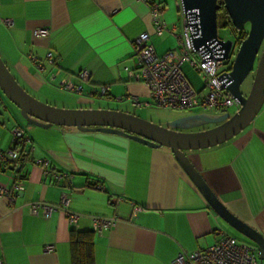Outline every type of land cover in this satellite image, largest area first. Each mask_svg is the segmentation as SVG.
Returning <instances> with one entry per match:
<instances>
[{
	"label": "crops",
	"instance_id": "obj_1",
	"mask_svg": "<svg viewBox=\"0 0 264 264\" xmlns=\"http://www.w3.org/2000/svg\"><path fill=\"white\" fill-rule=\"evenodd\" d=\"M154 1L164 6L162 18L170 27L169 0ZM43 28L50 30V37L34 35ZM152 31L150 12L137 0H0V55L8 68L27 91L70 108L100 101L128 113L127 108L154 107L148 87L125 71L136 65L133 41ZM152 43L160 56L178 47L171 34L152 36ZM48 53L57 67L45 61ZM81 72L91 76L90 83H82V93L57 88L62 80L80 84ZM53 73L58 75L56 84L48 81ZM100 86L109 87L105 99L91 95ZM58 93L72 99L63 95V101ZM130 97L151 105L134 108ZM183 116L188 115L178 118ZM18 126L32 140L26 146L31 162L24 166L23 194L14 203L0 200L4 264H72L74 230L94 233V264H172L183 250H206L224 235L258 248L216 214L169 148L153 149L76 128L36 127L0 95V151L14 148L12 131ZM187 154L226 209L264 238V106L232 140ZM38 162L48 163L60 178L46 176ZM12 167L6 163L0 170V186L12 187ZM62 195L70 198L71 210L82 215L76 226H70L63 212L49 219L31 215L30 204L57 205ZM134 206L142 208L135 217ZM93 217L120 221L100 236L94 232ZM48 246L55 251L47 252Z\"/></svg>",
	"mask_w": 264,
	"mask_h": 264
},
{
	"label": "water",
	"instance_id": "obj_2",
	"mask_svg": "<svg viewBox=\"0 0 264 264\" xmlns=\"http://www.w3.org/2000/svg\"><path fill=\"white\" fill-rule=\"evenodd\" d=\"M185 13L199 20V31L193 39L196 50L208 43H219L228 59L235 47L232 40L219 37L218 11L224 8L233 28L247 37L241 42L232 64L227 91L239 105L235 114H193L168 122L165 126L135 114L111 109H65L51 106L26 91L0 56V91L30 125L49 129L53 126L76 128L80 132L105 133L124 137L153 149L169 148L192 183L211 208L240 234L259 248L264 260V238L244 224L218 200L188 157V152L224 144L246 130L264 106V0H181ZM255 74L251 91L245 95L242 86Z\"/></svg>",
	"mask_w": 264,
	"mask_h": 264
},
{
	"label": "built area",
	"instance_id": "obj_3",
	"mask_svg": "<svg viewBox=\"0 0 264 264\" xmlns=\"http://www.w3.org/2000/svg\"><path fill=\"white\" fill-rule=\"evenodd\" d=\"M137 1L144 4L149 10L153 31L152 33L145 32L133 41L136 65L134 69L125 68V71L131 80L143 83L148 87L152 105L178 112L200 110L201 113L212 115L230 113L231 109H235L237 112L239 105L226 89L232 71V59L235 56L236 46L228 59H224L225 51L217 42L208 43L196 50L193 39L199 31L196 27L199 26V20L185 13L181 0L177 7L182 17L183 33L179 36L175 34L177 26L169 27L164 22L162 18L164 6L162 4L154 0ZM4 24L8 27L12 26L10 20H5ZM237 33V42H239L241 32ZM165 34L173 35L178 41V47L160 56L152 43V36L162 37ZM34 35L38 38H48L51 32L49 29L43 28L36 30ZM32 61L38 64L36 58H32ZM45 61L52 67L58 66L52 53L47 54ZM186 64L202 77L204 84L201 90H196L183 73V66ZM38 66L41 67V64ZM57 76V73H53L48 80L49 83L56 84ZM77 78L81 82L78 85L62 80L56 86L62 91L80 94L83 91L82 83H90L91 76L86 72H81ZM108 93V86H100L93 89L91 95L95 99H105L108 97ZM128 100L137 109L151 105L141 102L138 97H130ZM12 134L14 148L7 152L0 151V170L6 163H15L12 187L0 186V200L6 199L10 203H14L25 190L23 177L19 171L31 162L30 152L23 153V150L32 143L26 131L19 126L13 129ZM38 164L43 166L46 176L60 178L61 175L50 168L48 163L38 162ZM99 188L105 191L102 186ZM56 212H63L70 226H76L82 218L81 214L71 210V200L67 195H62L57 205L44 202L30 204L32 216L49 219ZM140 212H142V208L134 206L133 216H137ZM119 221L117 217H93L94 232L102 236L105 230L111 229ZM46 251L54 252L55 247L48 246ZM259 257L260 253L257 247L240 243L235 238L224 235L217 244L206 250L191 253L183 250L172 264H261ZM0 264H4L2 259H0Z\"/></svg>",
	"mask_w": 264,
	"mask_h": 264
},
{
	"label": "rangeland",
	"instance_id": "obj_4",
	"mask_svg": "<svg viewBox=\"0 0 264 264\" xmlns=\"http://www.w3.org/2000/svg\"><path fill=\"white\" fill-rule=\"evenodd\" d=\"M178 2H179V0H169L168 5H166L167 19L169 18L168 20H169V22H171L170 27H172L174 25L177 26V31L175 33L177 36H179L183 33L182 17H181V13L178 11V7H177ZM248 31H249V26H247V28L243 32L248 34ZM218 33H219V37L221 39L232 40L235 42V46H236L235 54H236V52L238 51V48L240 46V42H237V35H238L237 31L231 27L220 26ZM177 43H178V41H177ZM1 58H2V56H1ZM234 58H235V56H234ZM234 58L232 59L233 61H234ZM3 61H4V59H3ZM183 73L187 77L188 81L192 84V86L196 88V90L202 89L203 84H204L202 77L196 71H194L192 68H190V66L188 64H186L183 67ZM254 77H255V74L251 73L250 76L245 81V83L243 84L242 91L245 95H248L250 93L252 85H253ZM29 94H31L33 97L40 100L41 102H44L46 104H49L51 106H55L58 108H65V109H80L81 108L80 106H77L78 108H70V105L66 106L65 104H59L58 105L52 101L48 102V100H45V99L41 98L40 96H37L36 94H32L31 92H29ZM0 95L3 96L7 100V102L13 106V104L11 102H9V100L2 94L1 91H0ZM63 95L61 93H58L56 95V97L61 98L63 101L66 100L65 97H67L68 99H72L67 94L64 95L65 97ZM88 108H92V109H107V108H109L110 109V108H122V107L112 106V104H106L103 101H100V102H94L93 104L88 105L87 107H84L83 109H88ZM127 109L130 111V113H136L139 117H141L145 120L151 121L155 124L162 125V126H165L168 122L178 118L181 115H193V114L201 113L200 110H195V111H190V112H185V111L178 112V111H173V110H165V109H162V108H159L156 106L151 107V108H147V109H141V110H135V109H129V108H127ZM235 112H236L235 109L230 110V113L232 115L235 114Z\"/></svg>",
	"mask_w": 264,
	"mask_h": 264
},
{
	"label": "trees",
	"instance_id": "obj_5",
	"mask_svg": "<svg viewBox=\"0 0 264 264\" xmlns=\"http://www.w3.org/2000/svg\"><path fill=\"white\" fill-rule=\"evenodd\" d=\"M218 26L233 28L230 17L224 8L218 11ZM246 37L247 33L241 32V37L239 39L240 44ZM24 152H26V149L23 150V153ZM14 164L15 163H12V170H14ZM23 172L24 167L19 171L21 176ZM70 245L72 264H94V233L74 230L71 233Z\"/></svg>",
	"mask_w": 264,
	"mask_h": 264
}]
</instances>
